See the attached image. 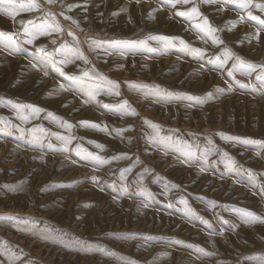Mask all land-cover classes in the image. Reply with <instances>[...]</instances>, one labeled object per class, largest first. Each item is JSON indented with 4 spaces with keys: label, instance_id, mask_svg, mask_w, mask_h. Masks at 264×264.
Listing matches in <instances>:
<instances>
[{
    "label": "rangeland",
    "instance_id": "obj_1",
    "mask_svg": "<svg viewBox=\"0 0 264 264\" xmlns=\"http://www.w3.org/2000/svg\"><path fill=\"white\" fill-rule=\"evenodd\" d=\"M36 3L47 15L17 7L10 16L11 7L0 4V32L13 36L0 38V217L18 218L0 220V264H264V83L257 79L264 25L249 19L250 13L264 20V11L226 0ZM193 6L199 17L176 15ZM201 18L218 30L222 44L194 28ZM45 20L61 30L25 43L28 22ZM152 36L170 38L175 46L165 50ZM91 40L145 41L147 50L121 55L90 48ZM181 41L204 59L187 54ZM61 44L78 47L88 60L60 65L65 76L89 71L94 79L70 81L36 51L53 53ZM224 50L232 59L223 70L208 63ZM237 62L255 65L256 72L238 69L228 76ZM104 81L118 84L119 94ZM128 82L159 87L171 98L153 97ZM9 101L41 112L22 120ZM124 101L135 115L103 107ZM40 128L74 137L69 150L48 147H62L56 135L28 131ZM32 136L41 142L33 146ZM189 151L195 153L190 160ZM89 153L105 163L81 158ZM126 168L131 171L121 179Z\"/></svg>",
    "mask_w": 264,
    "mask_h": 264
},
{
    "label": "snow or ice",
    "instance_id": "obj_2",
    "mask_svg": "<svg viewBox=\"0 0 264 264\" xmlns=\"http://www.w3.org/2000/svg\"><path fill=\"white\" fill-rule=\"evenodd\" d=\"M53 2H54V0H47V3H49V4H51ZM164 2L168 5H172L174 3V0H164ZM185 2H187V0H185ZM201 2L202 3H212L213 0H201ZM226 2L237 3V6L241 9L258 7L262 11H264V5H253L252 0H226ZM0 4L8 5L11 7L12 11H9V13H8L10 16L13 15V12L17 9V7L20 10H26V11H33V10H36L37 8H40V10L42 12H44L45 15H47V10L43 9L39 4H37L36 0H27L26 3H20L19 5H17V0H0ZM72 7H74V6L69 5V10H71ZM61 14H63V13H61ZM176 15L181 16V17H185L186 19H192V18L199 17L200 13H199L197 7L193 6L190 10H188L186 12H178V13H176ZM65 19L69 20V19H71V17L65 16ZM249 19L257 20L261 25H264V20H259L258 17L252 16L250 13H249ZM73 23H75V21H73ZM28 24L31 25V27L29 28L28 26H25V28H24V35L26 37H30V38L25 40V43H27V44H32L33 40L37 36L48 35L53 31L59 32L61 30L58 25L54 26V25L48 24V22L46 20L42 21L40 24H34L32 21H29ZM194 28H196L200 33H202L203 36H206L209 39H211V41L214 45L223 43L215 35V33L218 30L213 28L210 25L207 18H201V22L195 24ZM68 35L71 36L72 33H68ZM0 38H4V39L11 41L13 39V36L0 32ZM149 38L153 39V40H158L159 42H161L163 44L165 50L167 48L175 46L173 41L167 37L152 36ZM73 39H75V37H73ZM53 43H55V41H53ZM180 43H181V45H183V50L187 54L192 55L195 58H199L200 60L204 59V53L201 50L190 48L189 46L185 45L183 41H181ZM145 46H146L145 41L112 40V41L104 42V41L91 40L89 42L90 48H101V47H103L105 51H109V50L118 51L121 53V55H124L126 52H129V51H140L142 48H145ZM145 50H147V49L145 48ZM36 51L39 53H42L45 56V58H47L49 60L51 67L55 71H57L59 73V75H61V76H65V73L63 72L60 65L67 63L69 60L79 59V60L84 61L85 64L88 63L87 58L84 56L83 52L80 51V49L78 47H71L67 44H61L60 47L56 48L53 53H49V52L45 51V49L43 47L37 48ZM55 55H62L64 57V59L58 61V60L53 58ZM230 59H232V54L230 52H228L227 50H224L222 52V54L216 55L214 58H210L208 60V63L213 64L216 67L223 70L224 66L228 63V61ZM32 67L35 68V67H37V65L33 64ZM41 68H43V66H41ZM238 69H244L247 72V74H249V75H251L253 72H256V66L255 65L250 64V63L245 64L244 62H237V63H233L232 67L227 70V75L230 77L233 76L234 72L237 71ZM85 77L88 78L89 80L94 79L93 75L89 71H83L82 75L80 77L65 76V78L70 80V81H81V82H83V78H85ZM100 79H103V78H100ZM257 79L260 80L262 83H264V65H261V71H260V73L257 74ZM104 83L109 86L107 90L110 93L114 92V94H117V95L119 94L118 84H115L111 81H104ZM128 83H129V86L133 89H137V90H145L146 89L147 94H149L153 97H157V98H161V99L171 98L169 96V93L160 89L159 87L153 86V87L149 88V86H147V85H137L134 82H128ZM60 88L62 90H66V86L64 84H61ZM228 91H231V85H229ZM85 94L88 95L89 97H93V95H94L93 92H87ZM215 95L216 94L213 93L212 97L215 98ZM176 98L180 99L183 97H176ZM187 99L192 100L193 97L188 96ZM196 102L200 103L199 100H197ZM8 103L19 114L18 118H20L22 120H27V119H29L30 116H39V114L41 112V109H39L38 107H36L34 105L18 104V103H14L11 101H9ZM0 106H3V104L0 103ZM103 107H105L107 110L113 111V112L121 114V115H135L136 114L134 112V110L131 109V107L128 105V103L126 101H124L118 105H104ZM25 110H27V111H25ZM49 115H51V114H49ZM0 123H3V122L0 121ZM80 123H81V126L98 128V126L92 122L81 121ZM101 130H104V129H101ZM20 131H21V134L23 135L24 130L20 129ZM28 131L30 134H32L36 131H39L41 133H44L45 135H56V138L62 142V147L59 149H55V148H53V145L51 143H49L48 147L50 149H53L54 151L58 150V151L67 152L69 150L68 145L71 144L72 139H74V137H71V136L49 134L43 128L29 129ZM222 138L226 141H236V142H239L241 144L252 143V141H250L248 139H240L237 137L222 136ZM168 141L169 142L171 141L170 137L168 138ZM29 142L33 146L38 145L41 142V137L32 136V139ZM153 142L155 143L156 141H153ZM96 146L98 148L102 149L101 145H96ZM81 151L82 150H78L76 154L81 155ZM181 155H185V153L181 152ZM194 156H195V153L189 151L187 153L186 158L188 160H190ZM81 158L85 159V160H88L89 158H91L94 162H96L98 164L105 163L103 158H101L99 156H94L93 154H90V153L82 155ZM112 159H116V157H113ZM228 167H229L230 171L235 170L234 165H232L231 163H229ZM129 171H131L130 168H126V169L122 170L121 179H124L125 173H127ZM92 179H93V181H95L96 178L93 177ZM126 192H127V188H123L121 194H125ZM140 195H144V193L141 192ZM183 203L186 204L187 202L184 201ZM145 206H147V205H145ZM244 216L246 219L250 218L253 221L259 220V218L253 216L252 213H245ZM4 219L17 220L18 218H16V217H0V220H4ZM260 222L264 223V220H260ZM23 223L27 224L28 221L25 219L23 221Z\"/></svg>",
    "mask_w": 264,
    "mask_h": 264
}]
</instances>
